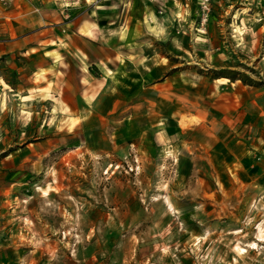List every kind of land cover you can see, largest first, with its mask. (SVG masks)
I'll list each match as a JSON object with an SVG mask.
<instances>
[{"label": "rangeland", "instance_id": "rangeland-1", "mask_svg": "<svg viewBox=\"0 0 264 264\" xmlns=\"http://www.w3.org/2000/svg\"><path fill=\"white\" fill-rule=\"evenodd\" d=\"M198 6L190 31L204 36L212 20L202 27ZM198 36L182 54L147 38L159 77L134 91L132 67L110 72L88 105L24 98L29 76L0 58L12 264H264V242L247 248L264 230V40L220 58Z\"/></svg>", "mask_w": 264, "mask_h": 264}, {"label": "crops", "instance_id": "crops-1", "mask_svg": "<svg viewBox=\"0 0 264 264\" xmlns=\"http://www.w3.org/2000/svg\"><path fill=\"white\" fill-rule=\"evenodd\" d=\"M196 13L197 0H15L0 5V58L22 78L29 76L24 91L35 92L24 98L55 92L61 103L88 105L102 92L110 72L128 73L126 68L132 67V77L125 79L134 91L136 83L154 82L166 66L154 55L142 54L141 42L150 37L171 41L170 50L187 53V40L198 36L190 31ZM227 18L231 21L225 22ZM211 20L208 33L197 38L208 41L201 47L205 54L253 56L264 40V0H217ZM9 243L10 237H0V264H12L14 247Z\"/></svg>", "mask_w": 264, "mask_h": 264}, {"label": "built area", "instance_id": "built-area-1", "mask_svg": "<svg viewBox=\"0 0 264 264\" xmlns=\"http://www.w3.org/2000/svg\"><path fill=\"white\" fill-rule=\"evenodd\" d=\"M14 1L15 0H0V5L9 6L14 3ZM212 2L213 0H199V19L202 27L210 21L212 14Z\"/></svg>", "mask_w": 264, "mask_h": 264}, {"label": "bare ground", "instance_id": "bare-ground-1", "mask_svg": "<svg viewBox=\"0 0 264 264\" xmlns=\"http://www.w3.org/2000/svg\"><path fill=\"white\" fill-rule=\"evenodd\" d=\"M168 205H169V203H168ZM258 237L259 238L257 239V241L249 243L247 245V248H249L251 250H254V249L256 250V249H258L260 247L258 242H264V230H263V228L260 225L258 226ZM240 251L242 253H246L247 252L246 248H240Z\"/></svg>", "mask_w": 264, "mask_h": 264}, {"label": "trees", "instance_id": "trees-1", "mask_svg": "<svg viewBox=\"0 0 264 264\" xmlns=\"http://www.w3.org/2000/svg\"><path fill=\"white\" fill-rule=\"evenodd\" d=\"M233 76V74L232 73H229V76H228V78H234V77H232ZM215 78H219V77H215ZM243 80V79H242ZM245 82H248L247 80H244Z\"/></svg>", "mask_w": 264, "mask_h": 264}]
</instances>
